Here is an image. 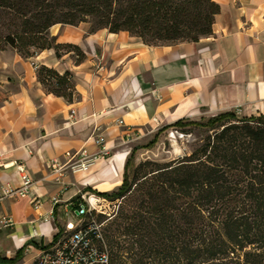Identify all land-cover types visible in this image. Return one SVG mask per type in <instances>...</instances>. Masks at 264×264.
Returning <instances> with one entry per match:
<instances>
[{
	"label": "crops",
	"instance_id": "0c3cea01",
	"mask_svg": "<svg viewBox=\"0 0 264 264\" xmlns=\"http://www.w3.org/2000/svg\"><path fill=\"white\" fill-rule=\"evenodd\" d=\"M214 1L221 11L213 35L196 43L151 47L128 32L91 33L82 23L50 29L57 43L82 49L81 63L73 53L58 58L54 50L29 59L11 48L0 51L1 257L13 259L25 248L18 264H35L59 227L66 231L82 221L76 210L83 198L122 185L131 144L145 129L227 112L264 115V0ZM34 64L72 73L74 101L48 94ZM82 150L97 158L89 171L67 170L57 181L50 164H64L65 153ZM20 165L33 180L30 192L4 197L2 189L22 186Z\"/></svg>",
	"mask_w": 264,
	"mask_h": 264
},
{
	"label": "trees",
	"instance_id": "16d2710c",
	"mask_svg": "<svg viewBox=\"0 0 264 264\" xmlns=\"http://www.w3.org/2000/svg\"><path fill=\"white\" fill-rule=\"evenodd\" d=\"M220 11L214 0H0V51L11 48L29 59L54 50L58 58L73 53L81 63L82 49L57 43L50 29L82 23L91 25V33L128 32L151 47L196 43L213 35ZM37 79L48 94L69 103L77 96L70 72L40 66ZM190 126L205 134L190 154L132 167L135 147L122 185L111 193L92 191L120 201L113 221L99 216V224H106L101 238L90 235L106 257L95 264H264V115L227 112L163 130L190 134ZM66 232L59 227L42 249ZM24 251L13 259L0 256V262L18 264Z\"/></svg>",
	"mask_w": 264,
	"mask_h": 264
},
{
	"label": "built area",
	"instance_id": "2783aa9c",
	"mask_svg": "<svg viewBox=\"0 0 264 264\" xmlns=\"http://www.w3.org/2000/svg\"><path fill=\"white\" fill-rule=\"evenodd\" d=\"M33 66L37 71L38 66L35 64ZM72 115H74V112H72ZM119 123L123 125V121ZM96 143L103 146L101 155L107 156L109 153L106 146L103 145V137H97ZM65 157L67 161L64 164L58 161H53L50 164L53 173L58 175L57 181H59L58 178L62 177V174L67 170L72 174L88 172L97 159L96 157H90L85 150L75 153L69 151L65 153ZM18 169L21 174L22 186L19 189H12L10 187L2 189L1 194L4 197L26 198L28 196L33 185V180L23 165H20ZM93 197L83 198V201L76 210V216L82 218V221L88 217H92L91 203L93 200L98 202L99 199L97 197V200L92 199ZM35 206L38 208V201L35 203ZM100 227L101 225H97L95 222H91L88 225L78 224L77 226L73 223L67 224L66 231L71 230L72 234L69 237H63L55 245L44 250L36 259L35 264H95L99 260L105 262L106 257L103 254L99 255V252L93 247L90 236L97 235L98 238H101Z\"/></svg>",
	"mask_w": 264,
	"mask_h": 264
},
{
	"label": "rangeland",
	"instance_id": "374dc122",
	"mask_svg": "<svg viewBox=\"0 0 264 264\" xmlns=\"http://www.w3.org/2000/svg\"><path fill=\"white\" fill-rule=\"evenodd\" d=\"M188 130L191 131L190 134H184L175 128H169L168 130H163V128L154 130L149 128L145 129L144 136L140 139H136L131 144L132 149L135 147L138 148L134 155V159L132 160V167H136L138 164L145 161L159 164L169 163L182 159L184 156L190 154L195 149V147L199 145L200 139L205 136V134L204 130L198 127L190 126ZM131 168L129 173L132 171ZM90 196H94L92 199L96 200L99 198L98 202L93 200L91 203V222L101 225L100 232L102 233L106 224H99V216H103L107 219L104 221V223H106L108 220L113 221V218L119 210L120 201L109 202L93 193H91ZM91 222H88V220H84L82 222L80 221L79 223L75 222V226L78 224L88 225V223ZM66 233L67 234L64 237H69L72 234V231L67 230Z\"/></svg>",
	"mask_w": 264,
	"mask_h": 264
},
{
	"label": "bare ground",
	"instance_id": "6f19581e",
	"mask_svg": "<svg viewBox=\"0 0 264 264\" xmlns=\"http://www.w3.org/2000/svg\"><path fill=\"white\" fill-rule=\"evenodd\" d=\"M117 181H119V178H118V180Z\"/></svg>",
	"mask_w": 264,
	"mask_h": 264
}]
</instances>
